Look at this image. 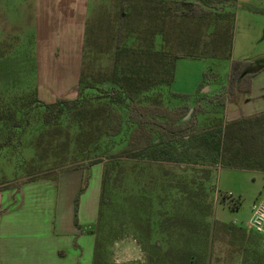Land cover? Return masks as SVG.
I'll return each instance as SVG.
<instances>
[{
	"label": "rangeland",
	"instance_id": "rangeland-1",
	"mask_svg": "<svg viewBox=\"0 0 264 264\" xmlns=\"http://www.w3.org/2000/svg\"><path fill=\"white\" fill-rule=\"evenodd\" d=\"M120 1L89 2V45L84 67V74L89 80L98 71L106 73L111 67ZM174 1L179 0H167L169 3ZM137 6L123 23L120 38L123 46L138 45L146 40L148 31L155 28V17H152L149 8L143 9L142 4ZM24 10V0H0V16L4 15V31L0 26V37L3 32L5 37H11L17 27L27 31V12ZM210 21L171 20V26L166 27L169 42L165 48L183 52L181 41L184 36L180 30L182 32V29L188 27L191 31H198L200 27L205 29L207 23L213 30L218 23ZM221 26L220 23L219 29ZM204 40L208 42L209 37ZM8 41L5 38L4 48L0 47V145L8 141L9 130L4 120L9 114L7 108L10 105L16 111L8 120L13 121L18 129L12 132L13 138L8 146H0V190L14 189L30 180H56L65 172L75 173L79 168L83 169V164L98 159L110 163L104 193L106 200L101 220L95 229L100 264H180L176 254L182 250H191L196 257L203 256L204 263L201 260L196 264H243L244 260L264 262V237L248 229L252 207L264 196L263 173L215 168L211 169V181L208 184L202 183V188L200 170L204 169L200 166L108 157L124 146L123 139L119 137L109 144L101 140L100 149L95 153L94 150L88 153L84 149L85 143H81V151L75 140L79 128L71 115H65L53 127H43L41 117L44 109L37 107L34 99L37 85L34 50L27 42L26 46H16L4 57V52L10 48ZM155 48L162 49L158 36L155 38ZM232 60H207L205 71L217 77V82L209 80L210 89L217 86L219 90L226 84ZM102 88L108 87L104 85ZM205 88L200 93H209ZM18 95L24 97L22 103L17 98L13 99ZM165 96L162 97L164 105L168 104ZM202 96L199 95V98ZM190 105L193 106L192 101ZM209 117L213 118L212 115ZM92 168L95 171L101 170L102 164L86 170ZM192 176H195L194 181ZM88 179L90 174L85 173L77 187L75 199L78 196L79 200L86 187L91 190L94 188V183ZM59 180L61 193L65 185L76 187L78 183L70 175ZM85 182V189L79 193ZM188 190L199 194L197 202L204 199L211 204L210 217H203L199 202L192 213L188 212V203L184 200V192ZM183 216L198 222L204 220L209 225L211 233L207 241L208 249H205L203 242L188 241L185 236H181L177 222Z\"/></svg>",
	"mask_w": 264,
	"mask_h": 264
},
{
	"label": "trees",
	"instance_id": "trees-1",
	"mask_svg": "<svg viewBox=\"0 0 264 264\" xmlns=\"http://www.w3.org/2000/svg\"><path fill=\"white\" fill-rule=\"evenodd\" d=\"M228 1L179 0L169 3L167 0H121L111 67L106 73L98 71L90 77L91 80L87 79L84 67L89 45V29L87 30L86 26L77 97L73 100L56 99L53 103H44L34 97L36 106L44 109L41 117L43 127H53L65 115H71L79 128L75 140L81 151V143H85L84 149L88 150V153L92 150L95 153L100 149L101 140L104 139L103 142L109 144L119 137L123 139L124 146L108 157L200 166L204 169L200 170L203 178L201 186L202 183L208 184L211 181V169L215 168L264 174V111L231 121L225 120L223 115L227 105H238L249 100L251 80L263 66L251 60H232L226 84L215 94L200 93L208 86L210 79L217 81L215 75L207 72L203 73L198 91L194 95L171 92L175 62L178 58L230 59L234 15L231 11L226 12L223 9V5ZM137 4H142L143 9L149 8L152 17H155V28L150 29L146 40L138 45L123 46L120 40L122 26L125 19L132 14L131 11L134 12L138 7ZM169 17L173 22L177 19H198V22H208L212 19L218 24L213 30L208 23L205 29L200 27L198 31H191L188 27L182 29V32L180 30L184 36L181 41L183 52H173L165 48L169 42L166 27L172 24L171 20L167 21ZM220 23L222 26L219 29ZM157 36L161 39L162 49L155 48ZM205 37H209L208 42L204 40ZM104 85L108 88H102ZM164 96L168 100L166 105L162 102ZM14 98L22 103L24 97ZM15 103L16 100L13 101V104ZM15 111L13 105L7 108L9 114L6 115L4 124L6 123L9 130L8 141H4L0 146H8L13 138L12 132L18 129L13 121L8 120L15 115ZM210 115L213 118H210ZM100 163L102 169L97 220L89 231L94 235L92 264H100L95 229L101 220L106 200L104 193L110 174V163L94 159L83 164V170H86ZM194 179L195 176H192L193 181ZM31 181L35 180L29 182ZM85 186L86 182L79 193ZM184 195L189 213L196 209L199 202L203 217L211 216V204L204 199L197 202L199 194L188 190ZM77 204L78 196L74 202L75 222ZM177 228L181 236H185L188 241L198 240L203 242L205 249L208 247L207 241L211 232L204 220L198 222L183 216L178 220ZM176 257L180 264H196L201 260L203 262V256L196 257L191 250L179 251ZM243 264L264 262L244 260Z\"/></svg>",
	"mask_w": 264,
	"mask_h": 264
},
{
	"label": "crops",
	"instance_id": "crops-1",
	"mask_svg": "<svg viewBox=\"0 0 264 264\" xmlns=\"http://www.w3.org/2000/svg\"><path fill=\"white\" fill-rule=\"evenodd\" d=\"M28 29L17 27L15 34L0 37V47L33 48L37 85L34 95L44 103L56 99L73 100L78 95L82 52L88 22L90 0H24ZM224 11L234 15L231 56L233 60H251L263 66L251 80L249 100L227 105V121L264 111V0H229ZM4 31V15L0 16ZM24 42V44H23ZM10 44V45H9ZM207 58L181 57L175 62L171 92L194 95L199 88ZM217 82V81H215ZM215 94L217 86L210 89ZM0 96L2 93L0 91ZM17 97H23L18 95ZM78 169L58 179L35 180L18 189L0 190V264H92L94 235L100 194L101 170ZM90 174L94 188L86 187L74 202L84 174ZM70 175L76 187L65 185L60 192L59 179Z\"/></svg>",
	"mask_w": 264,
	"mask_h": 264
},
{
	"label": "built area",
	"instance_id": "built-area-1",
	"mask_svg": "<svg viewBox=\"0 0 264 264\" xmlns=\"http://www.w3.org/2000/svg\"><path fill=\"white\" fill-rule=\"evenodd\" d=\"M248 229L250 232L264 237V196L252 207Z\"/></svg>",
	"mask_w": 264,
	"mask_h": 264
}]
</instances>
